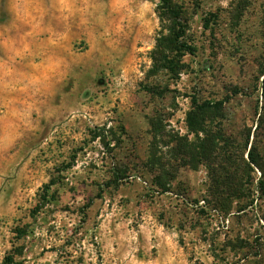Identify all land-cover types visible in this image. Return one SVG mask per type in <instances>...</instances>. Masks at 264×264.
Segmentation results:
<instances>
[{
	"label": "rangeland",
	"instance_id": "374dc122",
	"mask_svg": "<svg viewBox=\"0 0 264 264\" xmlns=\"http://www.w3.org/2000/svg\"><path fill=\"white\" fill-rule=\"evenodd\" d=\"M159 2L0 0V264H264L231 247L255 218L197 202L204 166L181 172L185 196L160 192L144 166L152 117L186 134L192 95L228 98V132L255 131L264 0H181L195 54L152 75ZM63 19L67 51L48 47ZM117 166L128 176L110 184Z\"/></svg>",
	"mask_w": 264,
	"mask_h": 264
},
{
	"label": "trees",
	"instance_id": "16d2710c",
	"mask_svg": "<svg viewBox=\"0 0 264 264\" xmlns=\"http://www.w3.org/2000/svg\"><path fill=\"white\" fill-rule=\"evenodd\" d=\"M183 7L181 0H160L158 3L162 29L151 51L152 75L165 69L170 74H178L186 66L184 57L195 54L196 48L189 43ZM260 76L263 77L261 96L264 97V68ZM145 88L153 96L165 94L154 84ZM228 101V98L201 99L192 95L186 116V134L174 128L167 130L162 116L152 117V139L144 166L152 175L151 184L160 192H173L179 196H185L182 192L188 191L181 180V172L204 166L208 180L205 192L197 202L203 201V207L224 218L244 219L245 226L255 218L259 224L255 235L247 236L245 240L239 236L232 241L231 247L264 256V152L258 132L264 125V103L255 131L252 126L246 127L240 138L229 133L225 125ZM257 106L259 109V103ZM95 136L101 137L102 134L97 132ZM127 171L117 166L109 183L119 184L128 176L124 175ZM45 189L49 193L51 184H46ZM20 234H25V230H20ZM6 262L13 263L14 257L7 256Z\"/></svg>",
	"mask_w": 264,
	"mask_h": 264
},
{
	"label": "crops",
	"instance_id": "0c3cea01",
	"mask_svg": "<svg viewBox=\"0 0 264 264\" xmlns=\"http://www.w3.org/2000/svg\"><path fill=\"white\" fill-rule=\"evenodd\" d=\"M141 15L138 16V19H141ZM48 27V47H52V49L58 46H61V49H63L64 51L68 50L70 48V42L69 41H64L67 33H69V26L66 24V21L63 19V24L60 27H57L55 25L51 26V25H47ZM62 38V40H61ZM103 43H101L102 45ZM113 44V43H111ZM116 46H118V44H116ZM3 83L0 82V87Z\"/></svg>",
	"mask_w": 264,
	"mask_h": 264
}]
</instances>
